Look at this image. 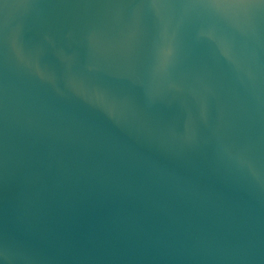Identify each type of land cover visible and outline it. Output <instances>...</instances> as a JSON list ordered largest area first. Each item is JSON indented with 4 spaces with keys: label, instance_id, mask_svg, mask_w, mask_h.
<instances>
[{
    "label": "water",
    "instance_id": "water-1",
    "mask_svg": "<svg viewBox=\"0 0 264 264\" xmlns=\"http://www.w3.org/2000/svg\"><path fill=\"white\" fill-rule=\"evenodd\" d=\"M0 264H264V0H0Z\"/></svg>",
    "mask_w": 264,
    "mask_h": 264
}]
</instances>
